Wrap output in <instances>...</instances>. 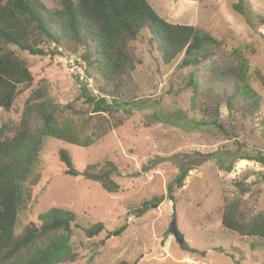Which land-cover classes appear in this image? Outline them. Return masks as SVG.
<instances>
[{"label": "rangeland", "instance_id": "obj_1", "mask_svg": "<svg viewBox=\"0 0 264 264\" xmlns=\"http://www.w3.org/2000/svg\"><path fill=\"white\" fill-rule=\"evenodd\" d=\"M42 1L50 8L58 6V0ZM147 1L164 20L203 28L223 42L215 56L195 69L200 86L197 108L205 102L220 104L229 133L196 124L200 115L190 111V93L183 92L180 97L170 93L175 83L174 89L181 84L177 68L181 58L164 65L146 29L131 44L136 69L126 79V94L134 101L129 106L121 102L114 105L107 98L111 108L97 112L101 83L86 77L81 80L71 72L70 59L80 66L75 56L64 52L46 57L25 55L33 63L32 89L48 85L59 105L60 122L73 121L95 143L77 148L53 139L47 141L37 161L40 181L34 188V202L20 209L15 235L38 215L59 208L77 217L71 246L81 259L75 264H264V245L224 229L219 214L224 200L237 196L234 181L247 178L248 183L255 182L260 174L261 193L254 206L264 211V165L244 160L237 161L230 173L225 170L240 153L264 154L259 124L264 119V84L258 78H264V0ZM242 58L249 61L251 84L262 98L255 121L230 118L225 103L236 86L209 74L216 64L236 65ZM29 91L11 112H0V121L20 123ZM42 127L40 118L33 121L34 129ZM243 141L246 152L238 151L235 143ZM62 148L70 152L79 173L106 160L115 163L120 168L115 176L120 192L109 194L99 183L65 175L58 156ZM185 168L192 170L184 186L175 191V204L168 198L169 189ZM156 196L165 200L156 202ZM174 221L183 244L170 232ZM98 223L105 226V231L89 239L84 229ZM125 223L127 230L119 237L112 236ZM253 242L255 249L251 247Z\"/></svg>", "mask_w": 264, "mask_h": 264}, {"label": "trees", "instance_id": "obj_2", "mask_svg": "<svg viewBox=\"0 0 264 264\" xmlns=\"http://www.w3.org/2000/svg\"><path fill=\"white\" fill-rule=\"evenodd\" d=\"M57 5L50 8L42 0H0V112H11L17 100L35 83L33 63L25 55L46 57L61 52L79 59L86 79L100 81L97 112L111 108L107 98L114 105L117 102L126 106L134 104L126 94V79L136 69L130 49L146 29L164 65L170 66L181 58L177 67L181 84L174 89L175 83L170 93L175 97L190 93V111L200 115L196 124L218 129L225 135L229 133L221 117L220 104L205 102L197 108L200 86L195 69L215 56L223 43L211 32L172 24L161 18L147 0H58ZM209 74L236 86L235 93L225 103L230 118L242 122L257 120L262 98L251 84L246 58L236 65L216 64L209 69ZM258 78L264 84V78ZM59 110L50 87L43 84L29 91L18 125L0 121V264H75L81 259L71 246L77 217L70 211L53 208L38 215L36 221L15 235L20 209L34 202V188L40 181L37 161L47 141L53 139L77 148H88L95 143L73 121L62 124ZM37 118L43 121L41 129L33 128ZM259 124L264 137V119ZM235 143L238 151L246 152L243 151L247 148L245 141ZM58 156L65 166V175L99 183L109 194L120 192L121 187L115 181L120 168L112 161L89 165L79 173L67 149H60ZM244 160L264 165V154L240 153L225 170L230 173L237 161ZM191 170H181L169 189L168 198L173 203H177L175 191L184 186ZM247 180L234 181L237 196L224 200L219 211L221 225L245 240L264 245V211L254 206L261 193L263 175L255 182ZM245 196L248 201L243 199ZM154 200L162 203L165 197L156 196ZM127 228L128 223L123 224L112 236H121ZM104 231L102 223L84 229L89 239L100 237ZM251 247L255 249L256 243ZM218 251L224 253L221 249ZM227 256L235 259L231 254Z\"/></svg>", "mask_w": 264, "mask_h": 264}, {"label": "built area", "instance_id": "obj_3", "mask_svg": "<svg viewBox=\"0 0 264 264\" xmlns=\"http://www.w3.org/2000/svg\"><path fill=\"white\" fill-rule=\"evenodd\" d=\"M70 61H71V63H70ZM69 63H70V67H71L70 68L71 72L77 74L81 80H84L85 79V75L83 73V70L81 69L80 66H78L76 64L77 62L75 61V59L74 58L70 59Z\"/></svg>", "mask_w": 264, "mask_h": 264}, {"label": "water", "instance_id": "obj_4", "mask_svg": "<svg viewBox=\"0 0 264 264\" xmlns=\"http://www.w3.org/2000/svg\"><path fill=\"white\" fill-rule=\"evenodd\" d=\"M170 232L174 235V237L178 240L180 244H183V239L180 237L179 231L177 230L176 222L174 221L170 227Z\"/></svg>", "mask_w": 264, "mask_h": 264}]
</instances>
